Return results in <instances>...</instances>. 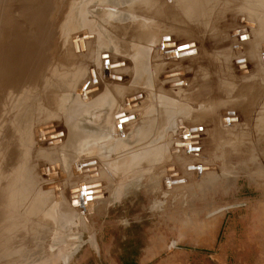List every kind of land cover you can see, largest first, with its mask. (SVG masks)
Masks as SVG:
<instances>
[{
    "label": "rangeland",
    "instance_id": "rangeland-1",
    "mask_svg": "<svg viewBox=\"0 0 264 264\" xmlns=\"http://www.w3.org/2000/svg\"><path fill=\"white\" fill-rule=\"evenodd\" d=\"M91 1L0 0V264H140L149 237V264H264V137L196 111L227 81L204 59L264 56V0ZM108 102L125 142L87 146Z\"/></svg>",
    "mask_w": 264,
    "mask_h": 264
},
{
    "label": "crops",
    "instance_id": "crops-1",
    "mask_svg": "<svg viewBox=\"0 0 264 264\" xmlns=\"http://www.w3.org/2000/svg\"><path fill=\"white\" fill-rule=\"evenodd\" d=\"M256 53V56H253L252 58L247 52L249 57L252 58L250 64L248 63L247 65L249 66L251 72H253L250 74L247 73L246 76L239 75L235 77L233 75L234 80H232L231 75V73L234 72V67L231 64V56L228 54L227 62H224L225 66L222 71L224 75L221 76L223 81L227 80L223 86L225 92L223 93L222 98H220L216 104L204 101L202 104H199L200 106L196 111L201 108L200 111L202 114H205L206 118L209 119L208 115L211 111L210 107H212L213 110L216 109L218 112L230 109V111H232L231 115L238 117L239 121L233 122V124L229 122L227 126L223 127L235 130L243 126H248L250 136L264 137V70L257 67L259 64L263 63L262 65L264 68V56L259 57L260 54L258 53V49L256 50ZM248 76H250V78H248ZM201 86L206 85L203 83ZM185 107L190 108L192 111L194 110V106L186 105ZM225 119L226 118L224 116L222 118V123H224ZM203 121L205 122L206 120L203 118ZM202 127H204L203 124ZM69 202L72 203V200L69 199ZM149 238L150 241L146 243V247L141 253L142 257L139 262L140 264H144L147 258L152 257L154 255V251L159 246V244L155 242L156 240L154 238Z\"/></svg>",
    "mask_w": 264,
    "mask_h": 264
},
{
    "label": "bare ground",
    "instance_id": "bare-ground-1",
    "mask_svg": "<svg viewBox=\"0 0 264 264\" xmlns=\"http://www.w3.org/2000/svg\"><path fill=\"white\" fill-rule=\"evenodd\" d=\"M90 2H92L91 0H90ZM90 4V3H89ZM85 5V4H84ZM83 5V6H84ZM75 6H76V4H75ZM85 7V6H84ZM88 10V9H87ZM248 19H250V18H248ZM246 20V19H245ZM244 20V21H245ZM247 22H248V20H246ZM77 27H79V26H76V28ZM240 27H242V30L243 31H246V32H248V33H250L249 32V30L247 29V27L246 26H240ZM80 28V27H79ZM240 34V33H239ZM86 35V34H85ZM190 42H191V40H188V41H184V42H181V43H179V44H177L176 45V47H175V49L174 50H172V51H170L169 52V54H174V53H176V54H186L188 51H190V50H192V49H189V48H191V46L193 45V44H190ZM185 44H187V45H185ZM164 44H161V46H163ZM171 45H173L174 46V44H171ZM170 45V46H171ZM183 45H185L186 47H184V48H178V47H180V46H183ZM195 45V44H194ZM256 50L257 49H251V50H247V52L249 53V55H251V57L253 58V56H256ZM202 51V50H201ZM200 51V52H201ZM259 52V51H258ZM201 53H203V54H207V51H205L204 50V52L202 51ZM224 54V53H223ZM223 54H217L218 55V57H217V59L216 58H213V59H204L205 60V63L206 62H208V64L210 63L211 64V66L213 67V66H217L218 67V71H216L217 73H218V76H220L219 78H218V85H217V87H219L220 86V84H221V82H222V80H221V76L224 74L222 71L224 70V64H223V62H222V58L224 57V55ZM228 54L229 53H226V55L228 56ZM260 55H259V57H263L262 56V53H259ZM203 55H201L200 56V58L201 59H203V57H202ZM205 56V55H204ZM216 56V55H215ZM239 58V59H238ZM236 59H238V61H237V63H238V65L240 66L238 69H241V76H246V74L247 73H252L250 70H249V68H248V65H247V63H246V60H243L240 56L239 57H236L235 58V60ZM262 63V62H261ZM207 64V63H206ZM207 64V65H208ZM263 64V63H262ZM262 64H259V66H257V64H256V66L257 67H259L260 69H262V70H264V68H263V65ZM104 65V64H103ZM106 65V68L104 69V70H102V72L105 74V78L106 79H112V80H119L120 79V77L119 78H116V76H118V75H113V74H111L110 73V69L109 68H113V67H117V66H120V63L118 64V63H113V65H110V64H108V63H106L105 64ZM255 66V67H256ZM258 69V68H257ZM172 74V73H171ZM251 76V75H250ZM250 76H248V78H250ZM229 80V79H228ZM232 80H234L233 78H232ZM86 91V90H85ZM85 93V92H84ZM215 93V92H214ZM210 96V95H209ZM209 96H208V98H209ZM207 98V97H206ZM243 98V97H242ZM209 101V100H208ZM228 112H230V111H228ZM227 113V112H226ZM231 113V112H230ZM205 118V117H204ZM230 118V117H229ZM235 118V117H234ZM233 118V119H234ZM232 119V118H231ZM206 120H207V118H206ZM177 122V121H176ZM178 124V123H177ZM211 124V123H210ZM193 129V128H192ZM195 129H196V127H195ZM194 130V129H193ZM195 131V130H194ZM223 131V130H222ZM47 135H49V132L48 133H46ZM192 136V135H191ZM52 137V136H51ZM194 137V136H193ZM44 138V137H43ZM47 139H49L48 137H46ZM190 141V140H189ZM186 142V141H185ZM193 142V141H192ZM242 144V143H241ZM196 147V146H195ZM79 168H78V166H77V170H78ZM81 172H85V171H83V170H81ZM91 174V173H90ZM80 185V184H79ZM81 185H84V183H81ZM78 188H79V186H78ZM96 189V188H95ZM89 192H91L92 193V195H93V197L96 195V197L98 196V195H100V192H92V191H89ZM84 194V193H83ZM81 196H83V195H81ZM82 198V197H81ZM87 198V197H86ZM89 199V198H88ZM87 199V200H88Z\"/></svg>",
    "mask_w": 264,
    "mask_h": 264
},
{
    "label": "flooded vegetation",
    "instance_id": "flooded-vegetation-1",
    "mask_svg": "<svg viewBox=\"0 0 264 264\" xmlns=\"http://www.w3.org/2000/svg\"><path fill=\"white\" fill-rule=\"evenodd\" d=\"M117 89H120V88H117ZM107 99L110 100V97L106 98L105 100H107ZM105 105H107V108L104 107L105 108V111H103L102 109H100L99 110V113L97 114V116L98 117L102 116L101 118H103L102 119L103 120V123H104L103 125H105V127H108L109 129L108 130L103 129L104 133H101V134H95V133L91 134L90 133V135L88 137L89 139L86 140V141H88V142H86L87 143L86 144L87 146L88 145L93 146V145H95L98 142H101L102 143L104 141H105V143H107L106 137L111 136V134H109V133L112 130V126L114 128V131L117 133V135H116V137H117L116 142H118L117 141L118 139H122L123 142H125V139L123 138L124 137V135H123V133H124V131H123V125H124V123L129 122L131 119L135 118L134 115L133 114H128V112L125 110V111L118 112L119 115H121L120 113H124L122 115L128 114V115H126V119L124 121L121 120L120 118L119 119L117 118V115L118 114L113 115V119H110V113H111V111H115V107L116 106L113 107V109L112 108H109V102H108V104L107 103H103L102 105H98V106H95V107L93 106L91 109H94V108H98V109L99 108H103V106H105ZM75 134L78 137V139L82 140L81 138H79V137H81L80 134H78L76 132H75ZM103 135H106V137L104 138ZM83 141H84V139H83ZM105 146L108 147L109 145H105ZM70 163L73 164V166H74L75 169H77V166L79 168V163H78L77 160H74V161L72 160V161H70ZM92 168H90V169L93 170ZM79 170H80L79 171V174H81V173L83 174V172H81L82 167ZM94 170H96V169L94 168ZM73 190H76V189H73ZM78 193H79L78 196L82 197L81 195L84 192L83 191H78ZM85 195H88L90 198L93 197L92 193L89 192V191ZM76 202H78V206H76L77 207V210L78 211H81V212H85V210L80 206L81 202L77 201V199H76ZM82 203L85 205V200H83Z\"/></svg>",
    "mask_w": 264,
    "mask_h": 264
},
{
    "label": "water",
    "instance_id": "water-1",
    "mask_svg": "<svg viewBox=\"0 0 264 264\" xmlns=\"http://www.w3.org/2000/svg\"><path fill=\"white\" fill-rule=\"evenodd\" d=\"M184 47H186V46L183 45V46H180V47H178V48L180 49V48H184ZM116 78H119V76H116ZM98 185H99L98 183H92V184H91V186H98ZM89 187H90L89 185L84 184V185L81 186V189H83V192H84V190H85L86 188H89ZM65 195H66V193L64 192V190H62L60 196H64V197H65ZM82 195H83V193H82ZM77 201L81 202V197H80V196L77 198ZM82 202H83V201H82ZM72 203H73V202H72ZM77 204H78V202H77ZM80 206L85 210V208H84V204H83V203H81ZM84 210H83V211H84ZM88 211H89V210H88ZM85 212H86V211H85Z\"/></svg>",
    "mask_w": 264,
    "mask_h": 264
},
{
    "label": "trees",
    "instance_id": "trees-1",
    "mask_svg": "<svg viewBox=\"0 0 264 264\" xmlns=\"http://www.w3.org/2000/svg\"><path fill=\"white\" fill-rule=\"evenodd\" d=\"M124 264H129V263H128V261H126V262L124 261Z\"/></svg>",
    "mask_w": 264,
    "mask_h": 264
}]
</instances>
